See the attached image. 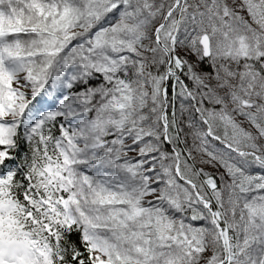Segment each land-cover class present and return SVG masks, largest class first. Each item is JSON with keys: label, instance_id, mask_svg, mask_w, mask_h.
Segmentation results:
<instances>
[{"label": "snow or ice", "instance_id": "6c2138e0", "mask_svg": "<svg viewBox=\"0 0 264 264\" xmlns=\"http://www.w3.org/2000/svg\"><path fill=\"white\" fill-rule=\"evenodd\" d=\"M0 264H264V0H0Z\"/></svg>", "mask_w": 264, "mask_h": 264}, {"label": "trees", "instance_id": "16d2710c", "mask_svg": "<svg viewBox=\"0 0 264 264\" xmlns=\"http://www.w3.org/2000/svg\"><path fill=\"white\" fill-rule=\"evenodd\" d=\"M169 97H171V89H169ZM179 105H180V101H177L176 102L177 108H179ZM169 112H171V110H169Z\"/></svg>", "mask_w": 264, "mask_h": 264}, {"label": "rangeland", "instance_id": "374dc122", "mask_svg": "<svg viewBox=\"0 0 264 264\" xmlns=\"http://www.w3.org/2000/svg\"><path fill=\"white\" fill-rule=\"evenodd\" d=\"M208 170H209V171H213V170H212V169H210V168H209ZM217 182L219 183V180H218Z\"/></svg>", "mask_w": 264, "mask_h": 264}]
</instances>
